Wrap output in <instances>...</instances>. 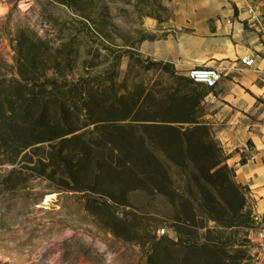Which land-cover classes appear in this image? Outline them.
I'll return each instance as SVG.
<instances>
[{
    "label": "rangeland",
    "instance_id": "obj_1",
    "mask_svg": "<svg viewBox=\"0 0 264 264\" xmlns=\"http://www.w3.org/2000/svg\"><path fill=\"white\" fill-rule=\"evenodd\" d=\"M232 2L253 10L255 21L243 22L264 46V0ZM174 3L0 0V264H205L206 253L169 247L172 226L216 244L219 264H264L256 200L242 188L244 209L235 210L243 201L203 174L200 132L187 136L194 167L165 165L179 193L133 180L147 177L138 159H162L172 138L183 141L170 127L210 124L216 144L214 106L196 100L208 88L143 52L183 32L173 27ZM218 150L225 162L229 152ZM232 152L247 162V152ZM200 188L214 191L218 207ZM189 201L194 215H182Z\"/></svg>",
    "mask_w": 264,
    "mask_h": 264
},
{
    "label": "crops",
    "instance_id": "obj_2",
    "mask_svg": "<svg viewBox=\"0 0 264 264\" xmlns=\"http://www.w3.org/2000/svg\"><path fill=\"white\" fill-rule=\"evenodd\" d=\"M233 0H175L173 27L182 33L144 45L152 58L171 63L186 73L193 68H213L222 75L215 89H204L201 105L214 106L211 116L218 148L227 152L224 164L233 169L235 183L255 199V213L264 247V46L257 33L243 22L247 13ZM230 21V23H228ZM252 52L255 64L242 63ZM210 127V124H202ZM250 141L253 147H247ZM249 154L238 163L232 151Z\"/></svg>",
    "mask_w": 264,
    "mask_h": 264
},
{
    "label": "trees",
    "instance_id": "obj_3",
    "mask_svg": "<svg viewBox=\"0 0 264 264\" xmlns=\"http://www.w3.org/2000/svg\"><path fill=\"white\" fill-rule=\"evenodd\" d=\"M193 85L195 86H200L198 84H195L194 82H192ZM201 87V86H200ZM202 90L204 87H201ZM206 88V87H205ZM204 91V90H203ZM201 97L202 95L197 96L196 100H199V103L201 102ZM188 123L189 126L194 125L193 128H187L185 130V132H183L182 134H180V131L177 129H173V128H168L169 132H167L169 135H176L177 138H183V141L180 143H176L173 142L175 138H172V140L170 141V143L168 144V149L162 152V159H157V158H151L152 162H150L146 157H142V159H138L137 160V164L140 166L139 168L142 169L141 174L147 176L145 178H136L135 176L133 177V180L135 178V180L139 181V182H145V183H151V185L154 187L152 189V191H156L159 194L163 193V190H168L169 192H174V193H179L178 190H176V188L174 187V183L172 180V174L170 172L171 169H165V165H172L173 163H177L178 164V160L181 161H187L189 162V164L195 165V161L194 159L187 157L186 154H189V151L192 150L191 147H189L187 141L189 138H187V136L193 135L194 133H201V138L206 139V145H202L203 148V158L204 160L207 159L209 161L208 164V168L206 169V171L203 174H206L207 176H212V175H216L219 176V178H221L222 183L226 185V188L229 189V191L233 192L234 195H236L235 197L238 199H241L243 201L242 204L238 205V207L235 210H238L240 212L243 211L244 209V204H245V200H244V194L242 193V188L240 186H238L233 177H234V171L233 169L228 168L225 164H224V160H222V154H220L218 147L216 146V144L214 143L213 139L210 137L208 129L206 128L205 125L196 123L195 120H191L190 122H186ZM171 131H175V133L171 132ZM173 133V134H172ZM66 135V134H64ZM182 136V137H180ZM204 139L202 140V142H204ZM185 141V143H183ZM124 144H128L126 142H124ZM131 149L134 150V148H132L130 146ZM197 148V147H196ZM171 150V151H170ZM172 150H174L175 152H173L174 156H171L170 153H172ZM205 150V151H204ZM196 159L199 161L200 158L196 157ZM153 161H155V164L157 165L155 168L151 165L153 163ZM175 165V164H173ZM162 168V170L158 169V168ZM193 177L196 176V174H194V172H192L191 174ZM156 185V186H154ZM201 192H207L208 194L203 195L207 200V203H211L214 206H217L220 204L218 198L216 197L214 191L213 193L209 190V188H200ZM222 197V196H221ZM182 200H186L183 197H181ZM187 201V200H186ZM229 207V206H228ZM213 209V208H212ZM190 212L192 215H194V203L191 201L186 202L185 207L181 208V213L182 215H185L186 212ZM174 225L177 226H187L188 220L184 219L183 221L180 219L174 220ZM193 223V221H192ZM191 223V224H192ZM171 229H173V231L175 232L176 236H177V241L176 242H171L169 247L175 248L180 250L181 252H183V254L187 251H191V250H195V251H199V252H203L206 253V255L209 256V260L206 261L205 264H214L213 262H216L217 264L221 263V261L219 260V258L217 257L219 254V250H218V246L214 243H209V244H196L195 242H191V240H185L182 236V232L178 229V227L172 226Z\"/></svg>",
    "mask_w": 264,
    "mask_h": 264
},
{
    "label": "built area",
    "instance_id": "obj_4",
    "mask_svg": "<svg viewBox=\"0 0 264 264\" xmlns=\"http://www.w3.org/2000/svg\"><path fill=\"white\" fill-rule=\"evenodd\" d=\"M247 12H248L247 14L249 15L250 19L255 21L256 18H255V15L253 13V10L251 8H249L247 10ZM228 23H230V22H228ZM242 63L244 65H246L247 67L254 66L255 58L253 56V53L252 52H246L243 59H242ZM187 76L195 84L203 85L208 89H215L216 87H218V85L220 84V82L222 80V75L218 70L213 69V68H207V67L190 69L187 72ZM159 232L161 234H164L165 230L161 229ZM259 237L262 238L263 234L260 233Z\"/></svg>",
    "mask_w": 264,
    "mask_h": 264
}]
</instances>
